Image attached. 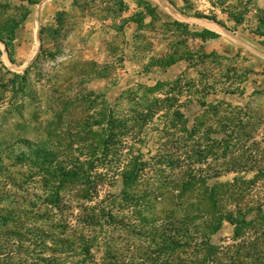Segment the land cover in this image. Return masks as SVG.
<instances>
[{
  "label": "rangeland",
  "instance_id": "1",
  "mask_svg": "<svg viewBox=\"0 0 264 264\" xmlns=\"http://www.w3.org/2000/svg\"><path fill=\"white\" fill-rule=\"evenodd\" d=\"M171 11L187 21H215L226 32L220 41H209L210 34L176 22ZM128 21L160 24L146 25L139 33L144 51L157 34L170 47L167 58L150 59L138 74L123 73L127 68L121 55L133 33L127 30ZM229 32L247 40L254 51L245 53ZM0 38L8 42L17 67L0 64V196L8 185L23 195L26 211L0 224V258L4 252H17L25 260L35 250L31 235L42 241L47 227L74 222L72 193L64 194L65 213L56 201L53 169L72 165L63 157L69 151L87 161V146L94 143L83 137L93 132L104 137L107 129L122 141L116 146L122 155L118 171L128 164L129 155H144L148 173L142 183L152 180L158 169L167 176L169 162H182L189 175L194 166L200 169L210 186L221 166L215 137L240 136L241 127L264 141V0H0ZM148 55L143 52L142 60ZM125 56L131 66L139 64L132 54ZM155 65L163 69L160 74L153 73ZM109 122L117 127L112 130ZM71 135L82 141L70 143ZM109 150L107 162L115 146ZM111 167L97 161L92 169L94 176L106 173L109 178L103 198L124 188ZM231 177L222 174L218 181ZM253 189L264 200V180ZM14 198L11 194L4 199ZM263 203L258 202L262 217ZM18 224H24L19 236ZM60 229L51 231L54 237L44 240L45 246L56 237L63 239ZM232 236L233 227L225 224L211 241L231 245ZM6 238L13 240L2 246Z\"/></svg>",
  "mask_w": 264,
  "mask_h": 264
},
{
  "label": "trees",
  "instance_id": "2",
  "mask_svg": "<svg viewBox=\"0 0 264 264\" xmlns=\"http://www.w3.org/2000/svg\"><path fill=\"white\" fill-rule=\"evenodd\" d=\"M0 42L8 47L6 40L0 38ZM154 67L163 71L157 65ZM108 126L112 130L117 127L113 122ZM239 129L240 136L229 134L213 139L218 144L222 167L216 169V182L210 186L200 169L194 166L189 175L182 162H169L167 176L158 169L152 180L142 183L141 177L148 173L143 154L129 155L128 164L118 171L116 163L122 156L116 148L122 144L119 137H112L107 129L104 134L111 136L93 132L83 137L85 142L94 143L87 146L90 149L87 161L79 153L69 151L63 157L72 165L59 164L53 169L58 180L56 201L63 212L62 208L68 205L64 194L72 193L71 202L76 204L73 209L77 211L74 222L47 227L42 241L35 238L37 234L31 235L35 250L28 258H19L17 252L10 256L4 252L0 264H65L67 260L69 264H264V217L260 215L263 205H258L264 200L262 194L256 192L258 197L252 192L253 186L264 180V141L257 140L251 130ZM68 139L72 144L82 141V138L76 141L72 135ZM109 146H115V150L107 162ZM97 161L113 165L111 169L121 177L124 188L118 195L102 197L108 177L106 173L92 174ZM222 174L232 176L230 181L219 183ZM1 193L0 224H7L8 218L26 212L21 206L23 195L13 193L8 185ZM11 194L15 197L13 201L4 199ZM251 213L255 216L248 219ZM225 224L233 227L232 244L212 243V236ZM18 225L19 236L24 224ZM67 227L69 232L65 230ZM57 228H61L62 232L57 233L64 235L63 239L56 237L45 246L43 241L52 240L51 231ZM12 240L6 238L2 246L10 245ZM17 241L18 249H22V240ZM235 241L243 246L233 244Z\"/></svg>",
  "mask_w": 264,
  "mask_h": 264
},
{
  "label": "crops",
  "instance_id": "3",
  "mask_svg": "<svg viewBox=\"0 0 264 264\" xmlns=\"http://www.w3.org/2000/svg\"><path fill=\"white\" fill-rule=\"evenodd\" d=\"M169 15L171 17L174 16L176 18V20H179L176 22L189 24L190 26L195 27L198 30V32H200V33L212 34L209 41H216V40L220 41L222 39V36L226 32V30L223 29L221 27V25L215 21L199 20V19H197V21H193V20L187 21L186 18H185L186 20L181 18L182 15H180V17H178V15L172 13V11H171V14H169ZM168 22L169 21H162L163 25L168 23ZM157 23H158L157 21H128L127 22V24H126L127 30H131L133 33H131V35H132L131 42H129V43L127 42L125 44L126 49H125L123 55H121L123 60H124V64L126 65V68H127L126 70L123 71L124 74H126V73L138 74L145 68V66L147 65V62H150V59H152V58L163 59V58H166L167 56H169V52H170L169 42L161 34H157L155 36V38L153 39L152 45L146 51H144L142 48L143 39L139 38V33H142L145 30L146 25L147 26L149 24H151V25L154 24L157 26L160 25L159 23L158 24ZM228 35H231V37H233V35L230 32L228 33ZM233 40L239 42L238 47L244 49L245 53L249 52V50L254 51L253 48H251L249 45H247V40L238 39L236 36L233 37ZM105 42L107 45V40ZM204 48H205V46H204ZM204 51H205V49H204ZM143 52L149 53L146 61L142 60L143 59ZM10 53L11 52L9 51L7 45L0 42V64L1 65H3V66H7V65L14 66ZM125 54H127V55L132 54L133 57L138 60L139 64L137 66H134V65L131 66L129 63L126 62ZM14 67L17 68L16 66H14ZM26 70H27V67L23 68V71H26ZM153 73L160 74L161 70L154 69ZM154 83H155V81H154Z\"/></svg>",
  "mask_w": 264,
  "mask_h": 264
}]
</instances>
